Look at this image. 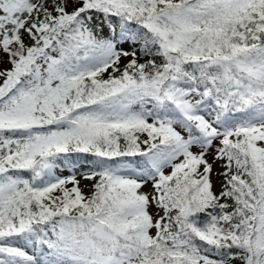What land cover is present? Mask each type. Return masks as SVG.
Masks as SVG:
<instances>
[{
	"label": "snow or ice",
	"instance_id": "snow-or-ice-1",
	"mask_svg": "<svg viewBox=\"0 0 264 264\" xmlns=\"http://www.w3.org/2000/svg\"><path fill=\"white\" fill-rule=\"evenodd\" d=\"M0 264H264V0H0Z\"/></svg>",
	"mask_w": 264,
	"mask_h": 264
}]
</instances>
